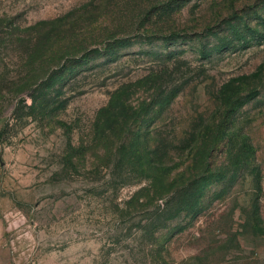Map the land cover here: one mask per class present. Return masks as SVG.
Segmentation results:
<instances>
[{"label": "rangeland", "instance_id": "rangeland-1", "mask_svg": "<svg viewBox=\"0 0 264 264\" xmlns=\"http://www.w3.org/2000/svg\"><path fill=\"white\" fill-rule=\"evenodd\" d=\"M160 1L0 0V264H264V20L232 36L227 0H173L162 31L135 20ZM56 31L54 52L30 56ZM121 87L138 112L180 88L151 128L165 155L236 99L258 173L191 219L130 200L144 180L114 148L106 162L99 116Z\"/></svg>", "mask_w": 264, "mask_h": 264}, {"label": "trees", "instance_id": "trees-1", "mask_svg": "<svg viewBox=\"0 0 264 264\" xmlns=\"http://www.w3.org/2000/svg\"><path fill=\"white\" fill-rule=\"evenodd\" d=\"M247 2V0H227L228 11L232 14L233 21L232 36L242 38L241 30L256 33L255 29L261 24L260 20H264V5L260 2L255 6L247 5ZM151 6H154L153 9L145 10L135 20L139 19L148 27L161 22L164 23L161 27L165 26L160 29L161 31L170 29L167 22L174 10L173 0H163ZM54 33L51 43L36 44L30 56L37 59L36 57H42L49 49L54 52L55 45L60 41L57 38L58 32ZM123 37L127 36H117L118 39ZM245 40H248L247 36ZM230 44L232 43L222 46L226 49L232 46ZM215 48H211V51ZM201 50L204 53L205 47ZM69 58L75 61L79 57ZM151 75L152 77L148 76V78H153V74ZM155 81L151 79L150 83ZM179 89L175 88L160 95L155 101L145 102L142 105L144 110L141 107L138 112L137 107L127 99L125 93L128 92L127 88H117L108 103L100 107L99 116L103 118L104 131L101 137L103 136L105 141L103 148L106 162L109 164L111 160L109 153L114 148L119 157L118 166L131 169L144 180L129 199L137 202L140 199L146 202L164 199V206L168 209L172 208L169 212L172 218L181 216L191 219L208 208L245 173H258V167L256 148L250 135L235 123L236 99L230 98L225 99L222 105L220 104L218 112L215 111L207 121L195 126L184 143L173 147L180 150L177 151L178 154L172 151L169 155H165L166 151H159L153 144L151 128L157 120L159 110L169 104ZM117 105L122 106L120 109L127 111V115L130 114L129 121L119 119L120 110L115 109ZM111 133L115 134V142L109 139ZM253 215L256 218L254 223L256 230L264 233V221L258 209L255 208ZM177 228L170 229L169 236L180 229Z\"/></svg>", "mask_w": 264, "mask_h": 264}, {"label": "built area", "instance_id": "built-area-1", "mask_svg": "<svg viewBox=\"0 0 264 264\" xmlns=\"http://www.w3.org/2000/svg\"><path fill=\"white\" fill-rule=\"evenodd\" d=\"M7 264H14V262L13 261H9Z\"/></svg>", "mask_w": 264, "mask_h": 264}]
</instances>
